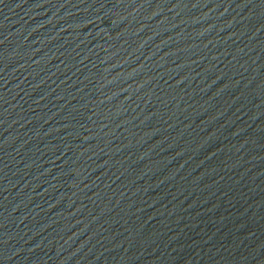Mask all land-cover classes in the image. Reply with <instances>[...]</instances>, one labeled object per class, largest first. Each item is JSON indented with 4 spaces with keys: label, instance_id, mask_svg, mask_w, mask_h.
Returning a JSON list of instances; mask_svg holds the SVG:
<instances>
[{
    "label": "water",
    "instance_id": "1",
    "mask_svg": "<svg viewBox=\"0 0 264 264\" xmlns=\"http://www.w3.org/2000/svg\"><path fill=\"white\" fill-rule=\"evenodd\" d=\"M0 264H264V0H0Z\"/></svg>",
    "mask_w": 264,
    "mask_h": 264
}]
</instances>
